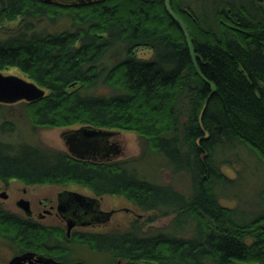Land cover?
<instances>
[{
    "label": "trees",
    "instance_id": "1",
    "mask_svg": "<svg viewBox=\"0 0 264 264\" xmlns=\"http://www.w3.org/2000/svg\"><path fill=\"white\" fill-rule=\"evenodd\" d=\"M170 6L185 24L196 66L163 0H0V24L18 19L13 29L0 28L6 34L0 70L16 67L45 91L20 101L32 127L134 131L142 154L158 155L187 183L148 179L135 159L94 161L37 143L0 142V179L72 183L96 196H123L156 212L152 218L173 215L167 227L147 233L135 227L72 235L67 261H74V245H83L111 259L264 264V181L256 204L219 202L235 184L220 169L230 164L227 149L242 144L264 164V0ZM64 15L71 28H34L35 21ZM138 48L151 55L138 57ZM205 79L215 85L212 94ZM100 83L108 92L96 90ZM0 128L10 131L12 124L5 120ZM0 236L19 251L47 245L46 232L4 210Z\"/></svg>",
    "mask_w": 264,
    "mask_h": 264
},
{
    "label": "rangeland",
    "instance_id": "2",
    "mask_svg": "<svg viewBox=\"0 0 264 264\" xmlns=\"http://www.w3.org/2000/svg\"><path fill=\"white\" fill-rule=\"evenodd\" d=\"M191 2L193 4V0H191ZM17 22L18 19L13 21H4L3 24H0V28L5 27L3 31H8V28L13 29L17 25ZM34 28L36 30H46L53 32L71 28V23L69 19L64 15L59 17L55 21H49L47 19H40L38 21H35ZM5 37L6 34L3 33L2 30H0V39H4ZM136 55L138 57L147 58L151 55V50L146 48H138L136 50ZM107 62L109 63V61ZM0 71L18 75L22 78L27 79L16 67H7ZM97 86L98 87L96 88V90L100 93H106L109 90L107 86L101 83ZM1 104L0 126L2 125L3 121L7 120L11 122L12 129L10 131H4L0 128V142L13 145H17L20 142L37 143L53 149L66 151L63 133L84 125L75 124L67 127L34 128L31 126L29 120L24 115L20 101ZM102 129L118 131L108 136V139L109 137L113 138L114 140L112 141H115L120 146V151L116 156H113L110 159L103 158L102 160L109 161L118 159H135L137 161L135 162V166L139 170L140 174L145 175V177H147L148 179L159 181L161 183L171 182L181 188L187 187V183L184 178H182L180 175H173L165 166V163L161 157L154 153L146 152L145 154H142V141L136 132L128 130H116L113 128ZM225 154L228 155L230 164H222L220 165V169L228 177L233 178L235 184L225 187V192L227 193L228 197H220L219 202L222 205H226L228 207L236 206L239 200L243 201V203L246 202L248 204H256L257 193L263 185L262 183L264 181V164L257 159L253 152H251L242 144H239L232 151H230V149H227L225 151ZM219 158L223 157L219 156ZM11 179V189L16 190L15 187H17V191H19L23 186L22 184L25 185V183L21 182L18 179ZM58 188H60V186H34L27 189L35 193L38 191H54ZM66 188L81 194H91V192H89L86 188L72 183L67 184ZM100 199L103 207H115L120 208V210L112 216L111 220L108 223L102 225L99 229L125 228L132 220V222L139 221V223L143 226V229L147 230L143 232L147 233L154 231L155 229L165 228L171 222L172 215H167L160 216L159 218L153 220L150 224L148 219H146V217H148V213H146V211L144 210H140L133 203L126 200L122 196L107 194L101 195ZM0 201L8 206L10 199H0ZM244 205L245 207H247L245 203ZM124 207H127L128 210L125 211ZM19 252V250H16L11 244H9L0 236V264H7L8 260L12 256L20 254ZM70 258H73L74 261H81L86 264H109V262H111L112 260L109 256L105 257V255L103 254L91 252L86 246L83 245H74Z\"/></svg>",
    "mask_w": 264,
    "mask_h": 264
},
{
    "label": "flooded vegetation",
    "instance_id": "3",
    "mask_svg": "<svg viewBox=\"0 0 264 264\" xmlns=\"http://www.w3.org/2000/svg\"><path fill=\"white\" fill-rule=\"evenodd\" d=\"M70 132L71 131L69 130L66 131V135H69ZM112 140L114 139L109 137L108 142L110 143L112 142ZM99 155L101 156V153ZM91 156L97 159H101L98 155ZM11 181L12 179H0V199H10L8 206L0 201V210H4L10 213L11 216L17 218H26L30 220L36 228H40L47 233V245H45L43 249L35 247L32 249L27 248L24 250H20L19 253L32 251L34 254V256L31 257L32 261L35 260L37 256H41L42 259L50 257L58 264L73 262L66 260V251L69 248V240L71 239L72 235L80 236V234L86 233L108 234L112 233L113 231H130L135 227H139L141 231H147L143 229V226L139 223V221L132 222V220L125 228L99 229L102 225L108 223L111 220L112 216L120 210V208L115 207H103L100 199L101 195L96 196L92 193L90 195L82 194L85 199L79 201L73 195L77 192L67 189L66 184H22L23 186L19 191H17V187H15L16 190L11 189ZM34 186H60V188L54 191H38L35 193L27 189ZM92 198H94L93 201L91 200ZM139 209L142 210L141 208ZM124 210L126 211L128 210V208L124 207ZM144 211L148 213V217H146V219H148L150 224L153 220L160 217L155 216V218H152V215L157 214L156 212L152 211L153 213H150V211ZM69 220L73 221L74 224L72 226H69ZM26 262H28V260ZM36 263L46 264V262L43 260L37 261ZM109 264L160 263H157L156 261L150 259L131 260L122 257H115L112 258Z\"/></svg>",
    "mask_w": 264,
    "mask_h": 264
},
{
    "label": "water",
    "instance_id": "4",
    "mask_svg": "<svg viewBox=\"0 0 264 264\" xmlns=\"http://www.w3.org/2000/svg\"><path fill=\"white\" fill-rule=\"evenodd\" d=\"M63 1H70V0H63ZM163 3L167 13L181 29L192 62L196 66L194 50L192 47V43L188 31L186 30L185 24L171 8L170 0H163ZM207 83L210 86V90H211L210 94H212L215 90V85L210 81H207ZM44 92L45 91L43 88H41L36 83L30 80L22 78L18 75L4 73L0 71V103H14L21 100L34 101L42 97L44 95ZM69 131H71L69 135H66V132L63 133L64 143L66 145V151L75 158L102 161L103 158L110 159V157L116 156L120 151V146L118 145V143H116L115 141H112L110 143L108 142V136L118 131L105 130L102 128H96L89 125H83L79 128H75ZM100 153L101 156L99 155ZM90 154L98 155L100 156L101 159H97L91 156ZM73 195L79 201L85 199V197L82 194L74 193ZM91 200L93 201L94 198H92ZM73 224H74L73 221L69 220V226H72ZM32 256H34L32 251H26L20 254H16L8 260L7 264H37L36 263L37 261H42V260L45 261L46 264H58L50 257L42 259L41 256H37V258L32 261L31 260ZM27 260L28 262H26ZM60 264H84V263L81 261H73V262H66Z\"/></svg>",
    "mask_w": 264,
    "mask_h": 264
}]
</instances>
